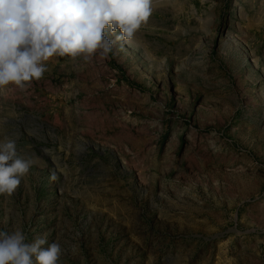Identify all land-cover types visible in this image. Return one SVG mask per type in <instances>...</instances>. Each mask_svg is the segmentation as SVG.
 <instances>
[{"label": "rangeland", "instance_id": "rangeland-1", "mask_svg": "<svg viewBox=\"0 0 264 264\" xmlns=\"http://www.w3.org/2000/svg\"><path fill=\"white\" fill-rule=\"evenodd\" d=\"M105 35L107 57L0 89V142L36 161L0 230L58 264H264V0H152Z\"/></svg>", "mask_w": 264, "mask_h": 264}, {"label": "clouds", "instance_id": "clouds-1", "mask_svg": "<svg viewBox=\"0 0 264 264\" xmlns=\"http://www.w3.org/2000/svg\"><path fill=\"white\" fill-rule=\"evenodd\" d=\"M151 13L152 0H0V89H26L54 57H107L115 41L106 30L130 41ZM35 162L18 153L15 139L0 142V194L11 195ZM26 241L21 230H0V264H58L59 243Z\"/></svg>", "mask_w": 264, "mask_h": 264}]
</instances>
